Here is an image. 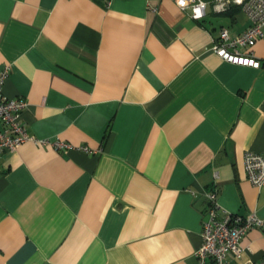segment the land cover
Listing matches in <instances>:
<instances>
[{"label": "crops", "instance_id": "0c3cea01", "mask_svg": "<svg viewBox=\"0 0 264 264\" xmlns=\"http://www.w3.org/2000/svg\"><path fill=\"white\" fill-rule=\"evenodd\" d=\"M107 1L0 0L1 92L32 137L0 153V264H199L212 191L264 219L244 168L264 156V37L259 69L232 64L212 45L249 26L239 7ZM239 247L257 262L264 232Z\"/></svg>", "mask_w": 264, "mask_h": 264}, {"label": "built area", "instance_id": "2783aa9c", "mask_svg": "<svg viewBox=\"0 0 264 264\" xmlns=\"http://www.w3.org/2000/svg\"><path fill=\"white\" fill-rule=\"evenodd\" d=\"M181 10H188L194 20H201L206 14L207 6L211 5L214 12H224L231 6L243 11L249 26L241 33L230 36L225 28H221L214 40L212 51L222 60L232 64L259 69L261 60L256 58L251 48L257 40L264 37V0H174ZM110 1L108 0L107 3ZM8 72L5 67L0 73V153L14 151L23 142L32 139L21 123V112L26 103L19 98H7L1 92L4 79ZM44 143V142H43ZM56 147L70 149L67 143L55 142ZM87 151L85 147H79ZM244 168L248 181L257 188L264 185V156L256 152H245ZM207 219L202 222L200 247L195 251L199 264L208 259L212 264H235L241 253L239 242L252 227L264 232V219L254 213L239 216L222 211L215 192H207ZM221 213V214H220ZM264 264V255L257 262Z\"/></svg>", "mask_w": 264, "mask_h": 264}]
</instances>
